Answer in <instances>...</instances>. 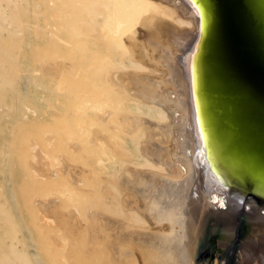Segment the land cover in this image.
Segmentation results:
<instances>
[{
	"label": "rangeland",
	"instance_id": "1",
	"mask_svg": "<svg viewBox=\"0 0 264 264\" xmlns=\"http://www.w3.org/2000/svg\"><path fill=\"white\" fill-rule=\"evenodd\" d=\"M138 1L0 0V264H52L48 253L52 251L51 246L57 244L52 238L57 237L55 230L59 214H69L74 226L77 225L76 230L71 222L66 236L67 239L71 237L74 244L75 236L78 240L87 225L100 234L93 247H102L106 237L102 230L112 220L137 226V211L122 206L123 194L116 185V178L120 172L130 177L137 168L154 169L142 165L140 143L143 128L139 134L137 129L128 132L114 124H104L96 117L99 126L93 133L105 142V148L100 150L98 145L86 139V150L82 153V166L85 167L82 170L87 175L79 182L84 186L86 180V192L80 190L75 203L74 196L69 202V197L56 195L57 200L48 204H43L39 198L34 202L33 198L29 199L28 185L33 186L37 179L30 177L21 158L30 142L28 140L34 141L38 125L54 122L60 115L70 116V112L71 117L77 118L74 106L78 107L90 98V93L93 96L92 91H95L94 95H102L103 101L111 108L109 111L128 115V125L137 120L138 108L142 116L143 112L146 113L148 107L145 103L109 81L111 72L141 67L125 49L123 40L104 34L105 28L113 22L112 17L121 8L133 12ZM163 37L168 38L167 34ZM180 37L177 41L184 49L178 57L183 64V55L189 50L191 41ZM158 38L155 42L160 49L164 41ZM147 69L149 67H143L142 71ZM76 75L78 79L74 78ZM94 111L87 108L78 115L86 120L94 117ZM147 117L159 124L166 121L165 112L158 107L151 109ZM78 167L80 170L81 166ZM31 200L38 217H32ZM228 205L229 209L233 208L234 201L230 200ZM227 206L204 218L196 246L191 245L187 253L189 264H258L251 262L240 248L239 238L243 232L252 235L249 229L247 232V228L241 229L240 209L234 216L232 236H224L229 222ZM260 211L263 212L264 208ZM77 220L84 225L83 228ZM259 221L256 225L264 228V220ZM69 232L78 235L73 238ZM59 233L61 231L56 234L59 236Z\"/></svg>",
	"mask_w": 264,
	"mask_h": 264
},
{
	"label": "bare ground",
	"instance_id": "2",
	"mask_svg": "<svg viewBox=\"0 0 264 264\" xmlns=\"http://www.w3.org/2000/svg\"><path fill=\"white\" fill-rule=\"evenodd\" d=\"M112 18L113 22L103 30L104 34L118 41L123 40L125 49L141 69L111 72L109 81L139 102L145 103L147 114L143 112V117L138 108L137 123L134 121L128 125V115L109 111L110 107L103 101L102 95H94L95 91H92L93 96L90 93L91 97L82 101L81 105L72 106L76 108L74 115L76 111L79 114V111L83 112L87 108L95 109L93 119L82 120L78 114L77 118L71 117L70 112V116L60 115L54 122L38 125L33 136L35 142L28 140L30 142L26 144L27 148L21 158L30 177L37 179L32 183L33 186L28 185L29 199L33 198L34 202L35 198H39L40 202L48 204L57 200L56 195L69 197V202L74 196L75 203L77 193L85 191L86 180L83 179L84 186L82 183L79 185L80 179L87 175L82 170L85 167L82 166L85 141L89 138L91 144L98 145L100 150L105 148V142L93 133L99 126L96 117L104 124H114L128 132L137 129L139 134L143 128L140 143V155L144 159L142 165L154 169L137 168L130 177L120 172L116 178V185L123 194L122 206L137 211V226L112 220L102 230V234L106 235L102 247H93L98 243L100 234L87 225L84 234L79 235V241L75 236L77 244H74L71 237H66L70 223L74 220L69 218V214H59L56 230L61 233L58 236L56 233L59 231L55 230L58 239L56 237L52 240L57 244L51 246L52 251L48 256L52 258V264H187V253L191 245L196 246L204 218L220 210V200H223L216 191L214 193L205 172L202 152L208 137L201 132L204 123L199 115L198 99L194 95L193 76L189 67L198 19L189 0H139L135 11L121 8ZM166 34L168 38H162ZM180 36L191 41L189 52L186 50L183 55V64L178 57L184 49L181 42H178ZM157 37L164 41L160 49L155 42ZM143 67L149 69L142 71ZM76 76L74 78L78 79ZM156 107L165 112L164 123H155L147 117L151 109ZM34 145L36 148H33ZM78 165L81 166L80 170ZM233 201V208L229 209V205H226L229 209L226 212L229 222L224 236H232L234 216L240 209L241 229L252 231V235L251 232H243L239 238L240 248L251 262L264 264V228L256 225L261 222L259 220H264V214L261 215L264 211H260L264 208V200L259 197L246 201L239 194ZM31 208L32 217H36L37 210L32 200ZM47 212L51 214L49 209ZM76 222L79 223L78 220ZM80 223L81 227L84 226ZM75 232H71L72 237L78 235L80 230ZM88 244L92 247H88Z\"/></svg>",
	"mask_w": 264,
	"mask_h": 264
},
{
	"label": "water",
	"instance_id": "3",
	"mask_svg": "<svg viewBox=\"0 0 264 264\" xmlns=\"http://www.w3.org/2000/svg\"><path fill=\"white\" fill-rule=\"evenodd\" d=\"M189 1L198 19L189 67L208 137V181L221 209L239 194L264 200V0Z\"/></svg>",
	"mask_w": 264,
	"mask_h": 264
},
{
	"label": "flooded vegetation",
	"instance_id": "4",
	"mask_svg": "<svg viewBox=\"0 0 264 264\" xmlns=\"http://www.w3.org/2000/svg\"><path fill=\"white\" fill-rule=\"evenodd\" d=\"M188 264H189V261H188ZM192 264H193V262H192Z\"/></svg>",
	"mask_w": 264,
	"mask_h": 264
}]
</instances>
